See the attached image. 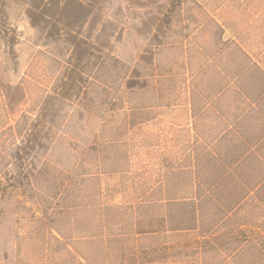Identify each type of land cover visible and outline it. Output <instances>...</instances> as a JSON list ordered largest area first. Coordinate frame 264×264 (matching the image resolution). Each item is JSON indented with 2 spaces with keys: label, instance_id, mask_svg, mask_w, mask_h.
<instances>
[{
  "label": "rangeland",
  "instance_id": "rangeland-1",
  "mask_svg": "<svg viewBox=\"0 0 264 264\" xmlns=\"http://www.w3.org/2000/svg\"><path fill=\"white\" fill-rule=\"evenodd\" d=\"M0 2V264H264V190L234 199L238 181L247 191L253 183L244 172L263 175L259 165L224 170L218 196L235 209L213 248L146 226L154 202L193 199L194 182L223 179L196 160L208 145L192 128L190 94L258 85L250 72L239 78L250 63L237 47L264 70V0ZM84 52L99 58L79 68L87 97H57ZM130 74L140 82L132 91ZM76 173L98 177L88 205L126 208L112 219L89 212L80 233L49 241L45 257L38 220Z\"/></svg>",
  "mask_w": 264,
  "mask_h": 264
},
{
  "label": "trees",
  "instance_id": "trees-1",
  "mask_svg": "<svg viewBox=\"0 0 264 264\" xmlns=\"http://www.w3.org/2000/svg\"><path fill=\"white\" fill-rule=\"evenodd\" d=\"M29 1L35 3L37 0ZM46 1L47 0H43V2ZM53 1L54 0H48L46 3L50 4ZM3 5H1L0 2V6L4 7ZM0 14H5L4 8L0 9ZM223 44L224 46L227 45L224 42ZM237 50L244 58L246 57L250 63V65L245 67V69L241 72L239 78L244 80L246 77H250V72L251 76H256L258 85L254 87V89L250 90L248 86L244 85L243 81L240 85L232 87L231 92L229 91V87H226L218 94L233 95L245 101L250 100L252 104L256 106L255 109H259V104L264 101V70L261 69L257 63H254L251 59H249V57L239 47H237ZM85 56H88V63H86V61L84 63V58H86ZM92 57L95 58L96 62L99 59L95 53L92 55H87L86 52L80 53L78 58L79 65L77 68V73L75 71V76L73 75L74 77L70 78L67 82L64 79L59 81L60 88H66L67 90H65V94H62L60 91L59 93L55 92L57 97H62L64 99H77L79 103L83 100L82 97L84 95L87 97L88 94L86 91L88 88L86 87V80H84L86 72L80 71L79 68L81 69V66L84 68L85 65H89ZM95 65H98L99 67L98 63H95ZM101 65L100 67L103 68L104 65ZM126 80L127 89L129 91H132L136 85H140V82L136 80V77L132 76L131 74L126 77ZM190 95L192 105L197 98H208L205 97V94L200 93L196 89L195 91H192ZM261 133H255L252 139L248 141L246 140L244 143H242V145L245 144L247 147L249 145V147L253 146L255 149H259V152L256 155H252L258 160L262 158L264 160V134ZM205 144L208 145V147H206V151L204 154H197L196 160L206 157L210 162H213V169H216L217 173L220 172L221 176H223V179L218 181L216 180L214 183L202 180L199 182H194L192 184V187L194 188L193 190L195 192L193 199L164 198L163 200L154 202L152 206H148L153 212V216L149 218L146 226L149 227L153 233L184 231L191 234V236L194 238L195 245H197L198 248L203 245L213 248L212 246L215 239L214 232L216 231L215 228L218 227V225L227 222L229 215L232 214V211L235 209L234 208L231 211L228 202L226 201L232 198L227 196L220 197L218 194L227 190L224 177L226 171L224 170H227L228 167L239 170V167H235L234 164H238V161H240V158L237 157L239 154L238 148L240 145L235 146V150H238L236 153L238 154L232 153L230 155L228 152L230 149L221 145V143L213 145L212 143L208 144L205 141ZM94 150L90 148L89 151ZM195 170L197 176V173L199 174L202 168L198 164L195 167ZM256 178L258 180L251 184V187L248 189V191L247 188L243 187V182L238 181V188L236 190L239 196L234 197V199L243 201L244 199L248 198L250 196L249 194L251 193L256 198L260 197V192L264 190V175H259ZM95 180H98V177L94 175L86 177L80 173L70 174L67 182L65 183L66 185H63V190L59 191V194H55L53 196V200L55 201L53 207L50 210H46L45 213L42 214V219L38 220L40 224L39 235L41 238V248L45 257L50 258L53 254L52 245L49 243V241L54 240L60 243L59 236L62 238L65 237L66 231H69L70 235L80 233V225L83 224L84 221H89V212L96 214L97 217L100 216L104 218L109 216L111 218L108 219H112L113 216L115 217L117 213L123 211L126 208L124 205H109L100 207L88 205L84 195L89 183L95 182ZM27 181L29 184L30 179L28 178ZM165 187V185L162 187L164 192L166 191ZM3 201L4 197L0 196V206L4 203ZM204 205L208 207V215L201 212V206ZM143 206L147 205L141 203L138 209H136V207H132L133 215L136 217L140 216L139 209ZM174 209L177 211V213H174ZM65 224H68V226H64ZM228 238L229 237H226V241H228ZM66 251L68 254L73 255L72 251H69L68 249Z\"/></svg>",
  "mask_w": 264,
  "mask_h": 264
},
{
  "label": "crops",
  "instance_id": "crops-1",
  "mask_svg": "<svg viewBox=\"0 0 264 264\" xmlns=\"http://www.w3.org/2000/svg\"><path fill=\"white\" fill-rule=\"evenodd\" d=\"M208 99L197 98L193 105L191 99L189 101L194 133L203 132L201 135L208 144L221 143L228 147L230 155L238 154L236 152L239 150L237 157L240 158V161L238 164H234L235 167H239V174L241 169L248 166L253 169L252 165H259L263 174V158L258 160L252 156L256 155L259 149H255L253 146L249 147V145L247 147L242 143L252 139L255 133L262 132L264 134V101L259 104V109H255L256 106L250 100L245 101L233 95H218ZM236 145H240L237 151L235 150ZM253 172L254 170H249L248 173L247 171L244 173L247 176L250 175L249 181L256 182L258 179Z\"/></svg>",
  "mask_w": 264,
  "mask_h": 264
}]
</instances>
